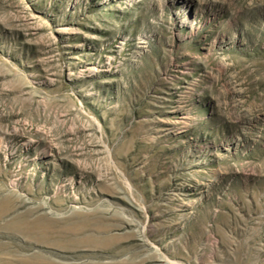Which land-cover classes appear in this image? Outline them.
<instances>
[{
  "label": "rangeland",
  "instance_id": "rangeland-1",
  "mask_svg": "<svg viewBox=\"0 0 264 264\" xmlns=\"http://www.w3.org/2000/svg\"><path fill=\"white\" fill-rule=\"evenodd\" d=\"M0 264H264V0H0Z\"/></svg>",
  "mask_w": 264,
  "mask_h": 264
}]
</instances>
